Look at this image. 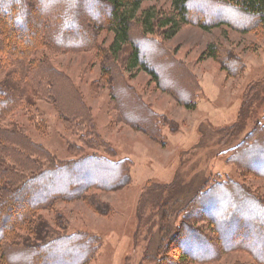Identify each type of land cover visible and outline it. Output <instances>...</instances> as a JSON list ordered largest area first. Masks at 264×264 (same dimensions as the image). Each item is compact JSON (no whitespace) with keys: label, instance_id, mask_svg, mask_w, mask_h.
I'll use <instances>...</instances> for the list:
<instances>
[{"label":"rangeland","instance_id":"374dc122","mask_svg":"<svg viewBox=\"0 0 264 264\" xmlns=\"http://www.w3.org/2000/svg\"><path fill=\"white\" fill-rule=\"evenodd\" d=\"M61 1H52L51 11L58 13ZM85 1L73 0L71 12L77 22L75 29L86 31V26L92 25L91 35L96 38L93 49L58 53L43 48L37 53L38 59L48 58L71 79L75 102L84 109L78 120L67 122L48 99H33L32 105L24 103L6 120L7 124H18L31 143L48 155L52 166L87 164V160L95 158L87 165V171L75 170L79 177L84 175L82 183L62 178L60 185L82 187L95 182L92 184L99 186L86 189L79 198L58 199L37 213V219L50 232L44 234L47 243L52 244L60 236L72 237L74 242L90 241L84 264H158L149 259L166 244L173 249V241L179 237L177 232L185 224L193 226L205 240L218 241L211 218L222 213L207 210L213 199L221 200L226 207L231 200L237 202L233 212L258 224L262 217L251 211L252 205L244 196L248 193L264 204V177L250 172L243 159H236L235 155L246 153L252 145H264V24L243 32L236 28L239 25L207 30L192 22L183 25L173 38L166 39L159 30L144 34L140 22H135L134 40L143 38L154 43L157 48L151 47L146 52L160 59L157 65L162 69L161 64L169 65L170 83L157 82L144 70L126 69V53L110 66L107 53L114 34L106 24L103 26L96 20L92 6H86ZM201 1L202 6L196 4L197 0L190 6V13L197 20L205 14V20H233L232 15H220L210 3ZM78 3L85 9H76ZM147 10L159 17L176 16L172 0L143 2L138 18ZM210 11L213 14L207 17ZM31 26H35L34 20ZM211 45L233 54L238 62L228 64L229 71L224 69L220 56L218 60L209 56ZM3 57L0 53V61L5 62ZM11 69L5 65L0 70V82L7 81ZM161 75L168 78L167 74ZM178 86H185L190 92L182 95ZM22 87L25 96L27 86ZM120 88L127 99L124 106L119 101ZM136 102L157 118V139L127 124ZM185 104L193 107L187 108ZM263 149L255 147L254 155L262 157ZM107 162L116 164L113 172L107 169ZM41 163L49 166L47 161ZM100 166L102 172L89 171ZM111 173H117V179L110 178ZM121 179L127 184L110 188ZM217 182L226 183L229 197L222 196L223 187L213 191ZM189 211L198 214L200 220L186 222L184 217ZM17 234L33 245L43 244L26 230ZM253 239L247 244L255 246ZM176 247L179 251L177 244ZM74 253L73 258L82 254ZM172 254L166 256L178 263L179 257ZM3 255L0 249V261ZM187 264L264 263L257 261L249 250L238 247L222 252L214 260Z\"/></svg>","mask_w":264,"mask_h":264},{"label":"trees","instance_id":"16d2710c","mask_svg":"<svg viewBox=\"0 0 264 264\" xmlns=\"http://www.w3.org/2000/svg\"><path fill=\"white\" fill-rule=\"evenodd\" d=\"M52 1L54 0H0V53L5 59V62L0 61V70H3L5 65L12 68L7 75V81L0 82V249L4 254L0 261L1 264H63L72 259L71 264H84L91 248L90 241L76 240L74 242V239L68 236L56 237V241L52 244L51 241L47 243L48 239L44 234L50 232L47 233V226L36 216L39 211L48 209L58 199L79 198L86 189L99 186L92 184L95 182L83 184L82 187L60 185L62 178L74 179L75 183L85 179L84 175L79 177L75 170L87 171V165L94 162L95 158H90L91 161L87 160V164L82 162L73 165L52 166L48 155L43 149L31 143L18 124L6 123L10 115L23 107L24 103L32 105L33 99L51 100L63 119L71 124L78 120L79 114L84 110L82 105L75 102L71 79L54 67L48 58L38 59L37 53L43 48L58 53L89 51L95 46L96 38L91 35L92 25L88 24L89 27L86 26V31L74 28L75 15L71 12L75 5L73 0H60L62 5L58 13L51 11L49 6ZM145 1L147 0H86L85 2L86 6L88 4L92 6L91 11L98 18L96 20L103 26L107 25L110 32L114 34L113 42L107 53L110 66L115 64L122 54L126 53V69L129 71L144 70L157 82L164 80V82L170 83L169 65L161 64L162 69L159 64L157 65V61L160 59L156 57L155 59L154 56L146 52L151 47L157 48L154 43L143 38L134 40L132 26L135 22H140L144 34H154L156 30H159L162 31V35L166 39L173 38L183 25L192 22L207 30L221 25L233 27L239 25L236 28L243 32L254 29L258 24H264V0H203L216 8L220 15H232L233 20H205L206 14L201 16L202 19L197 20L190 13V6L196 0H172L176 16L159 17L152 10H147L140 19L137 15ZM201 2V0H197L196 4L202 6ZM104 7L106 8L104 9ZM76 9L81 11V9H85V6L78 3ZM211 14L213 11L208 12L207 17H210ZM33 20L35 26L31 28ZM18 29L20 32L17 31ZM208 54L215 60H218L220 56L222 63L225 64L224 69L227 70L229 69L228 64L238 62L236 56L220 51V48L214 45L209 47ZM4 63L6 64L4 65ZM108 72L110 73L109 68ZM163 73L167 74L168 78L164 79L161 75ZM8 80L9 83L6 84ZM23 84L27 86V94H31L26 99H23L27 96V94L23 96ZM178 88L182 95L185 92H190L185 86H178ZM121 91L120 88L119 101L124 106L127 99L125 101ZM129 96L134 99L132 95ZM135 104V112L133 111V115L130 114L131 120L129 119L127 124L151 139H157V118L155 119V116L139 103ZM185 107L192 108L193 104H185ZM74 111H77L78 114ZM158 119L161 120L159 117ZM250 147L244 154L237 153L235 158L243 159L250 172L264 177V145ZM255 147L263 149L262 157L254 155ZM245 158L248 160L245 161ZM41 161H47L49 166H45ZM115 165L106 164L107 169H111V172L116 169ZM101 168V166L93 167L89 171H101ZM110 175V178L117 179V173ZM125 184L127 183L121 179L110 188L114 190ZM225 185L226 183L217 182L213 184V191L223 187L225 195L222 196L229 197L230 190ZM244 198L252 205L250 206L251 211L256 214L259 212L262 217L258 224L255 222L256 226L251 220L241 219L233 212L232 207L237 202L231 200L229 206L226 207L221 200V202H217L213 199V204L207 210L212 214L222 213L219 217L211 218L215 225L214 230L219 235L218 241L211 243L205 240V237L193 226L185 224L177 232L179 237L173 241L174 248L171 249L170 245L166 244L155 257L149 260L158 264H164L165 262L162 263L164 260L169 264H187L190 261L205 262L214 260L224 251L242 247L249 250L257 261L264 263V204L248 193ZM184 219L186 222L198 221L200 216L189 211ZM230 220L233 221V224ZM21 230L30 232L29 236L35 237L37 242H43V244L33 245L26 239H22L17 234ZM242 230H244L243 233ZM239 233H241V240L238 239ZM236 239L238 240L236 241ZM250 239L256 240L257 244L255 246L248 245ZM176 244L179 251H177ZM73 251L82 254L78 258H73L76 255ZM171 253L179 257L178 263L166 256ZM57 257L61 259L58 260ZM168 259L170 261H167ZM30 261L31 263H29Z\"/></svg>","mask_w":264,"mask_h":264}]
</instances>
